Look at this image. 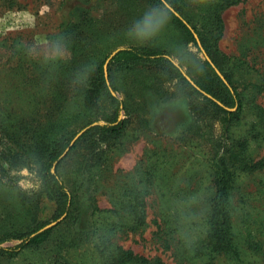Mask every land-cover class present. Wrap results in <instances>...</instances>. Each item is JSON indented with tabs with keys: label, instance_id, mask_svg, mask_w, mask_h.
<instances>
[{
	"label": "rangeland",
	"instance_id": "obj_1",
	"mask_svg": "<svg viewBox=\"0 0 264 264\" xmlns=\"http://www.w3.org/2000/svg\"><path fill=\"white\" fill-rule=\"evenodd\" d=\"M179 5L211 39L216 31L206 19L207 9L224 8L216 46L243 101L228 136L246 139L249 157L262 159L264 0H180ZM145 21L157 31L141 41L135 34ZM128 46L163 50L191 80H211L196 44L183 38L165 6L153 0H0V153L15 145L3 129L27 151L44 140L43 134L47 142L63 134L73 135L72 140L85 127L104 124L98 115L97 122L85 126L89 114L80 113L76 92L102 60ZM117 67H111L112 82L129 112H120L121 120H130L125 131L108 145L83 142L59 169L68 189L93 181L90 192L75 198L81 210L57 226L61 219L45 242L0 264H115L121 250L164 264H264V168L232 177L233 250H214L205 220L213 195L211 145L222 133L217 119L167 75L160 74L153 87L154 71ZM156 97L165 101L152 114ZM147 119L160 133L146 128ZM97 165L103 166L99 178L83 177ZM0 168L7 170L0 175V238L62 217L54 219V205L34 194L39 181L23 162L10 167L0 157ZM132 190H140L144 201V223L137 228L127 204ZM22 240H2L0 247Z\"/></svg>",
	"mask_w": 264,
	"mask_h": 264
},
{
	"label": "trees",
	"instance_id": "obj_2",
	"mask_svg": "<svg viewBox=\"0 0 264 264\" xmlns=\"http://www.w3.org/2000/svg\"><path fill=\"white\" fill-rule=\"evenodd\" d=\"M160 6H164L160 0H153ZM192 28V30L198 35L203 49L205 50L208 57L211 59L213 64L221 72L224 79L229 84L228 88L224 83L217 77L209 64L205 62L207 73L210 75L211 80L208 83L199 81L198 79L192 78L195 85L203 91L205 94L210 95L212 98L221 103L220 106L213 100L207 98L201 94L198 90L192 87L181 74L180 70L168 59L169 54L163 50L152 49L148 47H137L128 46L119 49V51L113 56L108 64V81L109 86L106 84V80L103 75V64L105 59L102 60L97 67L90 74L89 79L85 87L78 89L76 95L81 97V114L88 112V119L84 122L85 126L98 121V115L105 121L104 124L96 123L85 131L81 137L70 147L65 157L59 159L60 155L68 147V144L72 138L67 137L65 134L60 137L47 142V133L44 140L37 144V147L29 150H21L15 143L14 139L10 138V133L7 129H3L2 133L8 135L7 140L9 143H14L17 146L7 148L4 152L0 153V157L3 160H8L9 166L13 167L17 162H23L24 165L35 173L40 185V189L36 194L40 198H44L50 201L54 207L53 218L57 219L63 215V221H72L76 218L74 215L75 210L78 212L81 210V205L75 206V198L78 200L81 198V194L90 192L93 181L90 179L83 181L81 185L75 189H68L67 185L59 175V169L63 163L69 159L72 154L81 148L83 142H88L94 145L105 144L108 145L111 141L121 137L125 131L129 118L120 119V112L125 111V115L129 114L127 105L116 95V87L112 82V66H118L117 68L123 70H131L135 68H146L154 71V84L153 87L158 85L160 74H165L170 78V81H176L179 83L180 88L185 90L189 97H196L200 101H203L210 114L217 119V122L222 130L220 140L217 139L211 145L212 147V160L211 168L213 170L212 175V188L213 195L209 200L210 213L206 218L205 222L209 231V239L212 241L214 250L219 251H232L233 242L231 235V223L228 212V198L232 184V177L237 173L241 172H254L264 168V157L254 162L248 155V141L246 139L233 140L228 136V130L231 125L237 121L239 114L243 107V101L240 98L237 87L232 81V74L224 69L223 56L217 49L216 42L219 40L222 34V21L219 17L220 11L217 12L216 7L207 11L210 12L206 17L210 25H214L216 35L214 39H211L208 34L200 31L198 26L192 22V20L182 11L179 2L180 0H165ZM231 4V3H228ZM168 16L170 17L171 23L180 31L181 35L187 42H192L195 45L190 30L169 10L166 9ZM206 20V21H207ZM181 67V66H180ZM182 68V67H181ZM156 75V76H155ZM115 95L111 94V91ZM167 90V89H166ZM157 93V92H156ZM161 93V92H160ZM161 95H159L160 97ZM165 100L156 97L155 101L151 102L152 114L161 109L162 102ZM234 109V110H231ZM101 111V114H97V111ZM201 112V111H199ZM197 114V112H195ZM79 113L73 112L74 116H78ZM66 115V113H61ZM147 129L152 132L160 131L154 128V125L147 119ZM198 128L195 125V128ZM2 129V127H1ZM11 141V142H10ZM36 143H34L35 145ZM85 169H81L84 171ZM103 170V166L97 165L89 176V172H86L84 176L91 177V179L99 178ZM7 170L0 168V175L6 173ZM77 174L79 173L76 169ZM140 190H132L130 193L131 202H127L130 211H132L133 219L135 220L134 228H137L144 223L143 215V195ZM128 197V195H125ZM75 202V203H74ZM80 202V201H79ZM36 209V208H35ZM32 212V211H31ZM37 222H34L35 226ZM92 223V222H91ZM45 226V223L37 224L31 231L18 234V229H14L13 233H5L0 241L6 239L21 240L19 244L13 247H0V260L6 261L10 258L16 257L23 249L30 246H38L46 241L50 232L54 229L51 228L44 232L38 233V231ZM56 226V227H57ZM73 240H79L74 238ZM115 264H164L158 259H145L133 255L131 251H117L115 253ZM57 264V263H53Z\"/></svg>",
	"mask_w": 264,
	"mask_h": 264
},
{
	"label": "water",
	"instance_id": "obj_3",
	"mask_svg": "<svg viewBox=\"0 0 264 264\" xmlns=\"http://www.w3.org/2000/svg\"><path fill=\"white\" fill-rule=\"evenodd\" d=\"M163 5L165 6L166 9H168L175 17H177L192 33L193 38L195 40V44L197 46V48L199 49L200 53L203 55L205 61L210 65V67L212 68V70L214 71V73L217 75V77L224 83V85H226L228 88L229 84L227 83V81L224 79L223 75L221 74V72L217 69V67L213 64V62L211 61V59L208 57V55L206 54L205 50L203 49L201 42L198 38V35L192 30L191 26L165 1V0H160ZM119 51V49H117L116 51H114L104 62L103 64V75L104 78L106 80V84L109 86V82H108V72H107V66L109 61L113 58V56ZM168 59L180 70L181 74L183 75V77L186 79V81L192 86L194 87L196 90H198L201 94L205 95L207 98L213 100L215 103H217L218 105L222 106L220 102H218L217 100H215L214 98H212L210 95L205 94L203 91H201L196 85L195 83L180 69V67L174 63L169 57ZM111 91V90H110ZM112 95H115V93H113V91H111ZM223 107V106H222ZM234 110V109H231ZM96 124V123H94ZM92 125H89L87 127H85L84 129H82L80 132H78L74 138L71 140V142L69 143L68 147L64 150V152L62 153V155L59 157V159L63 158L67 152L69 151L70 147L77 141V139H79V137L85 132L87 131ZM65 215H63L59 220L52 222L44 227H42L38 233L44 232L52 227H54L61 219L64 218Z\"/></svg>",
	"mask_w": 264,
	"mask_h": 264
},
{
	"label": "clouds",
	"instance_id": "obj_4",
	"mask_svg": "<svg viewBox=\"0 0 264 264\" xmlns=\"http://www.w3.org/2000/svg\"><path fill=\"white\" fill-rule=\"evenodd\" d=\"M156 31L157 27L151 21H145L143 29L136 32L135 38L141 41H146L154 36Z\"/></svg>",
	"mask_w": 264,
	"mask_h": 264
}]
</instances>
